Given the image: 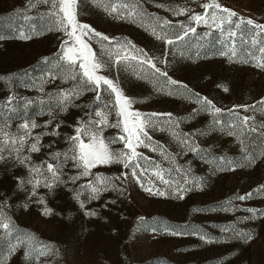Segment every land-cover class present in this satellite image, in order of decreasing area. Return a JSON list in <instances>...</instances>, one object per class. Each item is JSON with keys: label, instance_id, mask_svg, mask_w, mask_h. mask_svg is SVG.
<instances>
[{"label": "rangeland", "instance_id": "rangeland-1", "mask_svg": "<svg viewBox=\"0 0 264 264\" xmlns=\"http://www.w3.org/2000/svg\"><path fill=\"white\" fill-rule=\"evenodd\" d=\"M125 2L77 0V19L110 38L88 41L106 62L99 74L112 78L135 101L134 110L151 117L155 126L149 129L151 140L146 142L159 147L156 151L138 149L151 158L140 161L147 171L139 182L120 163L98 165L92 175L73 181L79 170L69 160L62 167L60 181L51 188L39 187L35 196L30 195L31 184L18 186L17 178H29L28 169L17 162L14 153H6V159L0 160L2 211L20 237L30 240L28 248L35 246L33 255L44 252L34 260L27 259V249L21 247L6 264H264V215L259 214L264 213V192L244 201L234 199L264 185V138L229 135L226 124H216L214 119L227 123L234 117L227 112L214 117L197 102V96L207 97L217 107L231 109L264 98V69L254 66L256 61L245 55L251 49L257 58H264L257 51L260 38L255 46L241 45V35L250 42L255 32L244 24L234 27L241 17L264 24V0H215L238 14L232 18L233 24L225 23L221 31L193 23L196 33L172 45L158 39L153 28L174 39L180 24L192 22L171 10L185 7L203 13L201 5L210 0H136L146 13L142 16L108 9L110 3ZM28 3L0 0V36L4 37L0 39V124L6 123L9 127L5 130L15 132L17 125L30 119L41 125L35 134L50 132L59 123L60 134L43 136L41 151L28 153L25 145L22 154L30 155L33 164H41L54 162L50 152H67V137L74 135L77 121L104 105L94 92L71 79L66 66L58 67L62 62L57 56L66 37L46 14L49 6L37 3L29 9ZM25 16L31 19L25 20ZM218 16L227 14L218 12ZM162 20L171 21V25L162 26L163 32L156 27ZM229 29L237 31L235 41L228 38ZM233 46L236 57L222 54ZM121 49L138 59L116 64L105 54ZM144 56L167 76L142 66L139 59ZM169 79L179 83L169 84ZM70 90L79 95L63 109L58 107L59 94ZM10 95L14 101L9 108L3 102ZM103 97L105 101L109 98L107 93ZM238 111L254 116L257 123L264 122V106ZM153 113L171 117L151 116ZM108 118L110 123L116 121L114 110ZM49 120L52 124L44 127ZM118 132L108 126L102 135L107 139ZM185 138L188 146L182 143ZM111 147L121 150L123 145ZM156 171H162L170 183H162ZM97 176L103 181L99 184L102 190L93 198L86 185L96 183ZM45 207L51 214H44ZM248 209L256 210V215Z\"/></svg>", "mask_w": 264, "mask_h": 264}, {"label": "snow or ice", "instance_id": "snow-or-ice-1", "mask_svg": "<svg viewBox=\"0 0 264 264\" xmlns=\"http://www.w3.org/2000/svg\"><path fill=\"white\" fill-rule=\"evenodd\" d=\"M37 3H43L49 6V11L46 13L52 18L55 29L64 33L66 39L62 40L59 54L57 56L58 61L62 62L58 67L66 66V70L71 72V79L76 80L81 88L87 91L95 93V99L98 102L103 103L104 107L100 110H95L91 115L87 116L86 119L78 120L74 127V135L67 137L69 142V149L67 152H50L49 158L54 162H42L41 164H33L30 155L22 154L25 145H27L28 153H36L41 151L43 147L41 140L45 135L58 136L60 124L57 123L51 129L50 132H39L33 134V131L41 125L33 120L26 119L19 125H17L16 131H6L9 127L6 123L0 124V160L6 159V153L8 155L15 154V159L21 165H24L29 171V178L23 177L17 178L18 186L23 187L26 184L32 185L30 195L35 196L36 190L43 186L45 188L53 187L57 182L60 181L62 175V167L66 161L71 160L72 166L78 169V174L71 179L73 181L80 179L81 177H87L92 175L91 170L98 165H108L111 163H120L125 169L131 170V175L136 178L139 182L140 177L146 173V169L143 168L141 160H151L149 157H145L138 151L140 147L150 148L152 151H156L159 145L153 147L146 141L151 140L149 129L154 127L155 124L150 116H145L139 111L133 109L135 103L130 97L126 96L122 89L117 83L106 75L99 74L100 71L105 67L106 62L98 57L97 53L93 50L90 43V39L98 38L99 41H108L110 38L103 36L102 34L95 32L90 25L80 22L77 12V0H29L28 8H35ZM204 9L203 13L191 12L190 9L180 7L178 9H172L175 15H186L192 22L188 25L180 24L179 31L174 33V39H167L165 36L157 34L155 28H153V34L157 35L158 39H165V42L172 45L177 42H181L185 37L191 33H196V27L192 24L200 25L203 24L207 27L216 28L224 31V24H233V17H237L235 11L229 10L222 7L215 0L201 5ZM108 9L113 13L124 14L125 12L129 16H142L146 15L143 9L140 8L136 0H127L125 3H117L108 5ZM124 12H121V10ZM218 12L226 13V17L218 16ZM25 20H30L31 17L25 16ZM251 26V30L255 32V36L249 42L243 35L240 36L241 45L250 43L255 46L258 44L257 37L260 38V47L257 51L264 54V24L255 22L252 18L244 20L242 17L239 18V22L235 23V29H239L241 25ZM171 25V21L162 20L156 27ZM21 38L24 37V33H20ZM227 36L230 40L235 41L238 33L235 30L229 29ZM4 37L0 36V39ZM87 38V39H86ZM109 60H112L116 64L123 63L129 59H138L135 56L129 57L128 54L124 53L123 49L120 51L106 52ZM223 55H230L231 57L237 56V49L233 46L229 52L222 53ZM245 55L256 61V67L264 69V58H257L251 49L246 50ZM115 56V60L113 57ZM139 63L147 65V67L153 70L155 73H159L162 76H167L166 72H162L157 64L147 56L139 59ZM58 78V77H56ZM169 84L177 85L179 82L176 80L169 79ZM224 91H228L225 87ZM103 93L108 94V100L105 101ZM60 99L57 101V106L60 108L66 107L72 99L76 98L79 93L73 90L68 92H62L59 94ZM13 96H9L3 104L7 107H11L13 104ZM197 102L201 104L203 110L211 111L214 117L217 114L227 112L229 115L234 117L233 122H225L219 119H214V123L221 126H225L229 129V135L234 133L240 136H251L255 134L258 137L264 138V122L257 123L254 116L241 115L240 111L248 112L250 109H255L257 105L264 106V98L257 101L253 105H234L231 109H222L217 107L213 101L207 97L197 96ZM30 103V101H26ZM115 111L117 117L114 123L109 122V114ZM167 115L169 118L171 114H151V116ZM52 124V121H45L44 127H48ZM114 127L119 130L118 134L112 138H105L102 135V131L105 127ZM238 130V131H237ZM122 144L121 150H116L111 147L113 144ZM182 143L188 146L190 142L185 138ZM243 143V141H242ZM193 151H197L196 147H192ZM243 150H247L246 147ZM71 153V155H69ZM163 154V153H162ZM159 168V166H156ZM139 170V172H138ZM234 170V169H232ZM127 178V173L123 174ZM156 177L164 184H169L170 181L164 178L162 171L155 172ZM119 179V177H118ZM103 183L101 178L97 176L96 183L89 181L86 185L91 189L93 198L99 194L102 190L99 184ZM152 191V189H146ZM177 192L180 198H183V190L179 187ZM257 192H264V185H261L258 189H255L244 195L236 196L234 199L244 201L251 199ZM157 194L165 195L163 191L157 190ZM44 204L43 199L39 201ZM3 202H0V264H6L7 259L15 254L17 249L24 247L26 248L25 256L27 259H36L38 256L44 255V252H36L35 246L31 249L28 248L30 240H25L20 237L17 229L12 224V221L2 211ZM51 209L45 207L44 214H51ZM253 215H256V210L248 209ZM94 214V213H93ZM264 215V213H259ZM173 235L178 233L173 232ZM205 236H201V239H205ZM251 235L247 234V239H251ZM15 241V242H13ZM5 252L7 253L5 255Z\"/></svg>", "mask_w": 264, "mask_h": 264}]
</instances>
